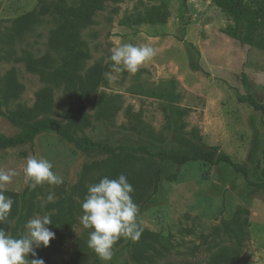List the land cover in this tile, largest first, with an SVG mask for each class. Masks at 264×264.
Returning a JSON list of instances; mask_svg holds the SVG:
<instances>
[{"label":"rangeland","instance_id":"1","mask_svg":"<svg viewBox=\"0 0 264 264\" xmlns=\"http://www.w3.org/2000/svg\"><path fill=\"white\" fill-rule=\"evenodd\" d=\"M56 1L0 0L2 135L16 137L21 131L10 117L31 121L46 116L62 124L72 119L70 91L51 75L66 52L65 32L60 29L65 21L41 16L20 37L12 24ZM237 1L238 14L215 0H108L88 21L79 22L76 75L84 80L95 66L103 73L83 100L86 121L77 135L114 148L152 152L180 148L188 140L200 148H216L248 168L255 181L253 172L264 162V22L257 23L262 0ZM66 3L73 8L78 0ZM125 43L151 46L157 55L135 74L112 71L111 50ZM29 61L40 74L28 70ZM109 72L111 76L106 75ZM46 89L51 99L44 115L37 108V95ZM247 94L263 111L237 100ZM32 155L47 158L63 184L45 183L30 190L23 168ZM136 156L134 171L147 178L158 160L143 153ZM100 158L79 153L53 133L37 136L33 144L0 151V170L17 173L5 193L29 189L18 236L26 234L24 225L35 216L47 214L52 220L49 228L55 239L47 248L36 249L45 264H103L88 247L91 229L80 220L81 190L88 191L106 172L94 169L83 178V166ZM50 193L54 202L42 207ZM151 193L145 204L134 200L143 227L139 241H118L109 264H206L212 253L234 242L232 229L237 224L243 231L238 264H264V190L249 186L227 166L200 162L165 166L156 193ZM69 200L74 202L72 223L65 234L56 216Z\"/></svg>","mask_w":264,"mask_h":264},{"label":"trees","instance_id":"2","mask_svg":"<svg viewBox=\"0 0 264 264\" xmlns=\"http://www.w3.org/2000/svg\"><path fill=\"white\" fill-rule=\"evenodd\" d=\"M108 0H78V4L70 8L66 0H57L53 6L41 5L36 10L26 13L14 20L12 24L15 27V34L22 36L23 31L28 29L41 16L53 15L65 21V26L62 29L65 32L67 48L65 54L61 58V65L52 68L51 75L65 83L67 89L70 91L73 106L72 119L67 124H62L57 119L52 117H43L36 120H24L16 117H10V121L18 126L21 131L16 137H9L0 134V151L21 147L26 144H33L34 139L44 133H53L65 142L72 145V147L81 154L87 157L95 155L100 158L93 160L89 164L83 166V178L87 172L94 169L103 168L106 170L105 174L99 176L94 183H98L102 178L108 177L110 179L118 178L120 174L126 175L128 182L133 186L134 192L132 194L133 200L140 199L142 204L149 201L150 195L147 194L152 190L151 194H155L158 184L161 179L162 169L167 166H183L189 163L200 162L209 166H227L235 174L241 176L248 185L257 189L264 190V162L262 166H257L253 172L255 181H251L250 170L245 166L233 162L227 155L218 152L216 148H200L193 142L184 140L181 142L180 148L164 149L152 152L146 148L131 149L127 147H111L106 144L90 140L86 136H78L77 131L82 129L85 119L83 100L90 91L100 82L102 78V69L100 66H95L91 75L89 74L84 80L76 75L78 63L80 59L79 39L77 35V26L79 22L88 21L92 13L100 10ZM216 3L223 9L229 10L234 14L240 11V4L237 0H215ZM243 14V13H242ZM257 23L264 22V0L261 1L258 13ZM256 24V25H258ZM253 33V30H250ZM251 37V36H250ZM252 41V38H249ZM28 70L33 73H41L36 64L32 61L27 63ZM246 83V80H244ZM38 110L41 114H48L50 107V90L46 89L38 95ZM240 103H247L250 107L257 111H263V107L259 105L250 94L246 96H237ZM146 154L150 159L158 160V167L147 178H141L134 170L136 155ZM79 185H82L81 183ZM28 187L20 194L6 192L5 194L14 200L9 221L6 224L0 225L6 231H9L14 237H19L20 230L23 226L25 214L27 211V196ZM87 189L83 188L80 192L84 200ZM73 200L63 202L60 205V214L56 216V222L61 227L63 233L70 231L71 207ZM81 208V207H80ZM235 236L234 242L229 246L220 247L219 250L212 253L206 264H238L241 248L243 247L242 227L237 224L232 229ZM127 264V263H126ZM135 264V263H134Z\"/></svg>","mask_w":264,"mask_h":264},{"label":"clouds","instance_id":"3","mask_svg":"<svg viewBox=\"0 0 264 264\" xmlns=\"http://www.w3.org/2000/svg\"><path fill=\"white\" fill-rule=\"evenodd\" d=\"M157 55L155 48L148 45L125 43L111 50L112 71H127L135 74L140 67ZM106 75L111 76V72ZM25 183L30 190L47 183L50 186L63 184V178L53 171V164L45 157L32 155L26 159L23 168ZM17 173L14 170H0V225L9 221L14 200L6 196L5 186L11 183ZM133 186L126 175L118 178H102L98 183L89 186L81 203L83 215L80 220L84 228L91 229L87 241L103 264H109L114 256V246L121 239L138 242L143 227L139 221V207L134 202ZM50 193L42 207L54 202ZM52 220L49 215L35 216L29 219L24 227L26 234L14 237L9 231L0 227V264H45L38 258L36 249L47 248L55 239V232L50 230ZM31 255V259L29 258Z\"/></svg>","mask_w":264,"mask_h":264}]
</instances>
